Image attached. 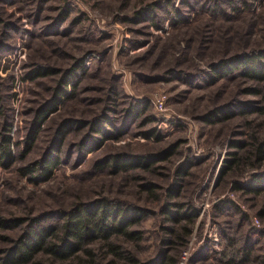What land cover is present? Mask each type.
I'll return each mask as SVG.
<instances>
[{"label":"rangeland","instance_id":"obj_1","mask_svg":"<svg viewBox=\"0 0 264 264\" xmlns=\"http://www.w3.org/2000/svg\"><path fill=\"white\" fill-rule=\"evenodd\" d=\"M150 5L157 19L134 20ZM65 10L66 17L58 22ZM176 12L184 20L174 22ZM263 46L264 0H0V132L8 121L15 158L0 165V217L54 214L48 218L52 222L46 216L43 222L55 224L61 210L108 197L145 209V218L132 228L141 231V240L120 239L144 260L166 249L177 255L179 264H231L235 258L226 254L243 250L251 254L246 264H261L264 194L236 184L244 187L254 172L264 174V159L254 166L249 148H232L231 143L249 146L252 137L264 140V114L245 112L264 107V82L237 75L212 83L207 72L214 61ZM74 58H84L85 66L76 96L28 141L34 112L50 96L58 76L31 81L27 72L36 63L66 68ZM159 97L161 108L154 103ZM133 101H149L150 108L122 138L107 140L83 158L73 148L66 159L87 129L73 132L65 160L49 181L36 183L21 173V167L44 153L62 118L90 119L107 110L121 127ZM219 108L233 116L202 121ZM146 116L153 119L145 123ZM152 128L157 135L143 134ZM29 143L30 152L22 157ZM172 145L174 155L150 168L116 172L96 165L111 153H156ZM232 152L243 160L223 175ZM182 164L190 166L189 174L178 182L176 170ZM176 185L179 196L171 199L170 188ZM170 202L181 203L174 210H197L187 236L181 229L186 220L173 223L163 214ZM22 231L0 229V248ZM237 259L233 264H241ZM90 264L118 263L105 253Z\"/></svg>","mask_w":264,"mask_h":264},{"label":"trees","instance_id":"obj_2","mask_svg":"<svg viewBox=\"0 0 264 264\" xmlns=\"http://www.w3.org/2000/svg\"><path fill=\"white\" fill-rule=\"evenodd\" d=\"M246 3L249 5L250 1H246ZM145 9L147 10L139 11L134 20L157 19L154 5ZM65 13L66 10L57 17L58 22L64 20ZM184 18L178 12L173 17L174 22L184 20ZM156 25L159 26L158 22ZM84 68V58H74L66 68L42 63H36L30 67L27 76L31 81L41 77L58 76V78L50 96L34 112L31 127L27 134L28 141L33 142L41 126L52 115L61 111L66 100H71L76 96L81 84V75L85 73ZM207 75L212 83L237 75L257 82H264V46L251 51L236 53L210 63ZM243 105L244 108L242 107V109H246L247 102H244ZM149 108V101L129 103L125 109V119L121 127L107 110L90 119L62 118L52 132L44 153L38 159L21 167L20 171L33 182L49 181L53 177L55 169L65 160L62 155L67 138L73 132L87 129L86 133H83V136L70 146L66 159L69 158V152L73 148H77L83 158V156L85 157L92 151L101 148L107 140L122 138L129 132V126L136 122L140 116L146 115ZM1 110L0 105V112L4 115ZM246 110L248 111L245 112H262L264 114V107L260 106L254 107V109L250 107ZM231 116L233 113L227 109L219 108L205 115L202 121L213 123L220 119L231 118ZM152 119V117L146 116L145 123ZM10 130L11 124L6 121L0 132V165L11 164L15 160L11 148L13 141ZM143 134L150 137L157 135L158 130L152 128ZM231 144L232 148H249L247 150L250 154L249 157H255L254 166L264 159V140L259 141L258 138L252 137V143L249 146L238 140ZM29 148L31 149L30 143L29 147L24 149L22 157L27 156L30 152ZM175 152L176 147L173 145L156 153L116 152L100 159L96 165L103 168H113L116 172L150 168L153 164L168 159ZM231 155L224 164L223 175H226L243 160V157H240L237 152H232ZM189 169L190 166L186 164L178 167L176 170L178 182L189 174ZM178 187L176 185L170 188L169 197L171 199L179 196ZM236 188L258 195L264 194V174L254 172L244 187L237 183ZM179 206H181L180 202H170L163 209V214L168 221L173 223L186 220L181 229L183 235L187 236L193 229L198 212L192 206L185 211L172 209ZM58 213V217H56L58 223L55 224L43 222L46 220L43 218L44 216L52 222L51 218H48L54 214L27 218L16 217L9 220L0 217V229L2 230H16L23 227V231L16 238L7 239L9 246L0 248V264H90L91 262L94 263L98 256L105 253L112 257L113 263L118 264H179L178 257L173 251L161 250L153 258L144 260L120 243L122 242L120 239L141 240V231L132 229L140 224L146 216L145 209L141 207L125 204L108 197H97L91 201L76 203L70 209L61 210ZM259 215L264 216V201ZM231 241L230 247H233V238ZM96 243H100L98 248L93 247ZM226 256L229 259L232 257L239 258L237 261L241 264L251 261V254L248 251L243 253L242 250L240 254H235L232 250ZM244 257L245 259L241 261ZM235 259H232L231 264L235 262ZM261 264H264V257Z\"/></svg>","mask_w":264,"mask_h":264},{"label":"built area","instance_id":"obj_3","mask_svg":"<svg viewBox=\"0 0 264 264\" xmlns=\"http://www.w3.org/2000/svg\"><path fill=\"white\" fill-rule=\"evenodd\" d=\"M20 101V96H18V102ZM154 103H155V105H156V107H163V100L161 99V97H159V98H156L155 99V101H154Z\"/></svg>","mask_w":264,"mask_h":264}]
</instances>
